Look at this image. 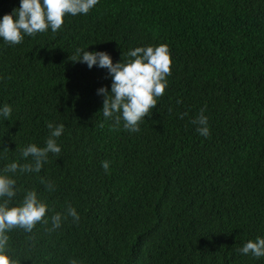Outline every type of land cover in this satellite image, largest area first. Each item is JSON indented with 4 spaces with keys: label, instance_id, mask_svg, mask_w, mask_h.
<instances>
[{
    "label": "trees",
    "instance_id": "16d2710c",
    "mask_svg": "<svg viewBox=\"0 0 264 264\" xmlns=\"http://www.w3.org/2000/svg\"><path fill=\"white\" fill-rule=\"evenodd\" d=\"M20 0H0V18ZM19 45L0 39V171L63 124L40 173H17L22 203L35 190L51 211L29 233H8L19 264H264L238 249L264 237V0H99L87 15ZM169 47L171 75L140 131L106 120V69L138 47ZM201 109L210 135L192 123ZM183 117V118H181ZM7 149L8 151H5ZM31 159V158H29ZM110 162L108 172L102 167ZM41 180L51 181L49 192ZM69 216L52 231L51 216Z\"/></svg>",
    "mask_w": 264,
    "mask_h": 264
},
{
    "label": "clouds",
    "instance_id": "9594fccd",
    "mask_svg": "<svg viewBox=\"0 0 264 264\" xmlns=\"http://www.w3.org/2000/svg\"><path fill=\"white\" fill-rule=\"evenodd\" d=\"M98 3L99 0H20L18 9L0 18V39L9 45H19L26 36L34 37L49 30L55 33L62 28L67 15H87ZM76 57L75 62L86 64L89 69H106L111 77L110 91L108 87L97 91L98 95L104 97V118L113 120L116 126L123 122V128L129 132H139L140 123L157 107L158 99L165 94L168 86L167 77L171 75L172 65L169 47L165 44L138 47L128 52L129 59L117 63H113L107 52L77 49ZM204 113L205 109H201L192 123L201 136L208 137L209 120ZM11 114L10 105L0 107V118L7 120ZM47 128L49 137L44 147L29 144L21 149V159L27 163L11 162L0 171V264H19L9 255L8 233L17 228L31 233L37 224L48 223L46 214L51 209L35 190L27 191L18 206H10L19 191L13 177L17 173H40L48 162L49 154L58 155L62 151L57 141L64 133L65 126L49 122ZM102 167L108 172L110 162L104 161ZM41 183L49 192L55 191L51 181L41 180ZM66 212L67 215L56 213L51 216L52 231L62 227L69 216L74 222L79 221L80 216L75 208L69 206ZM238 252L251 254L256 259L264 257V237L258 236L248 241ZM70 264H77V261L72 260Z\"/></svg>",
    "mask_w": 264,
    "mask_h": 264
}]
</instances>
